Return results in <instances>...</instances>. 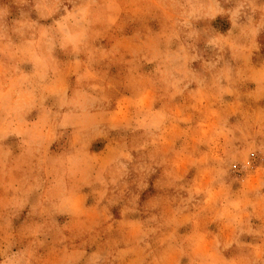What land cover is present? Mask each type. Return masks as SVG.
<instances>
[{
  "label": "clouds",
  "instance_id": "9594fccd",
  "mask_svg": "<svg viewBox=\"0 0 264 264\" xmlns=\"http://www.w3.org/2000/svg\"><path fill=\"white\" fill-rule=\"evenodd\" d=\"M262 37L264 0H0V264H264Z\"/></svg>",
  "mask_w": 264,
  "mask_h": 264
},
{
  "label": "rangeland",
  "instance_id": "374dc122",
  "mask_svg": "<svg viewBox=\"0 0 264 264\" xmlns=\"http://www.w3.org/2000/svg\"><path fill=\"white\" fill-rule=\"evenodd\" d=\"M218 24H221L225 29L228 27V25L223 22V21H219L217 22ZM262 42H264V37L261 38ZM264 51V50H262ZM198 67V65H197ZM193 173H190L189 176H191ZM155 179V177H153V180ZM149 194H155V190L150 186V188L148 189V191L146 193H144L141 197L142 201L144 199H146L148 197ZM114 214H116L118 216V210L114 209ZM61 222H63V218H61ZM183 231V230H182Z\"/></svg>",
  "mask_w": 264,
  "mask_h": 264
}]
</instances>
